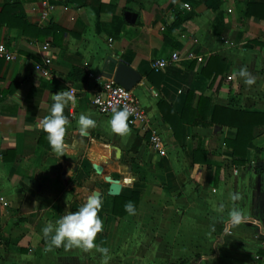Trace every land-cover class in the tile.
I'll use <instances>...</instances> for the list:
<instances>
[{"label": "crops", "instance_id": "0c3cea01", "mask_svg": "<svg viewBox=\"0 0 264 264\" xmlns=\"http://www.w3.org/2000/svg\"><path fill=\"white\" fill-rule=\"evenodd\" d=\"M51 3V23L40 26L39 0H0V45L15 55L0 58V197L8 204L0 207V264H264V0ZM175 52L205 61L151 70ZM46 58L48 78L34 71ZM118 64L138 75L131 91L159 128L165 157L144 125L112 134V114L93 107L99 79ZM66 91L75 103L64 109L58 156L38 124L52 94ZM81 114L96 121L86 137ZM113 181L118 197L138 195L133 216L121 205L114 214ZM93 192L103 202L95 247L47 250L51 234L42 229Z\"/></svg>", "mask_w": 264, "mask_h": 264}, {"label": "clouds", "instance_id": "9594fccd", "mask_svg": "<svg viewBox=\"0 0 264 264\" xmlns=\"http://www.w3.org/2000/svg\"><path fill=\"white\" fill-rule=\"evenodd\" d=\"M241 77H248L246 70L239 72ZM253 79L247 78L245 83L251 85ZM52 104L49 114L43 118L38 127L46 134L45 139L49 146L58 156L63 155L64 137L68 118L64 115V109L70 103H75V97L71 91L57 92L51 96ZM129 109L125 106L122 109L113 108L112 115L108 120L109 131L112 134L124 136L128 133ZM96 127V121L90 116L81 114L77 121L78 132L81 137H86L89 129ZM97 172L100 171L96 166ZM132 178H128L126 183L131 184ZM234 195L232 199H238ZM102 198L99 193L93 192L86 199V202L75 212H70L62 216L55 224L49 223L43 229V234L47 238L51 234V240L47 250L51 251L53 247L63 246L65 249L78 247L88 251L95 247L94 240L99 232L103 229V221L99 218L98 213L102 208ZM125 211L129 214H135V206L129 201L125 204ZM231 222L239 224L243 218L239 210H233L230 213ZM102 251H107L102 249Z\"/></svg>", "mask_w": 264, "mask_h": 264}, {"label": "built area", "instance_id": "2783aa9c", "mask_svg": "<svg viewBox=\"0 0 264 264\" xmlns=\"http://www.w3.org/2000/svg\"><path fill=\"white\" fill-rule=\"evenodd\" d=\"M40 1V13H39V25L45 26L51 23L52 15L54 12V6L51 0H39ZM189 8V6H185ZM44 52H49V45L45 44L42 47ZM0 58L6 62L15 60V55L10 53L3 45H0ZM195 61L199 65L203 64L205 58L197 56L190 52L185 56L179 52L171 54L169 58L153 60L151 63V70L155 73H160L170 66L178 64L180 61ZM51 58L43 59L40 64L34 66V71L41 76L48 78L50 76ZM100 84L98 91L95 94L92 105L101 116H108L112 114V109H122L125 106L129 109L130 116L128 118V126L135 123L144 125L146 131L150 134L149 145L160 156L165 157L167 155L166 146L163 142V138L160 134L159 128L151 126L149 122V116L140 106L139 99L134 95L131 90H126L121 86L115 84L112 80L99 79ZM0 207L7 208L8 204L4 198L0 197Z\"/></svg>", "mask_w": 264, "mask_h": 264}, {"label": "water", "instance_id": "95a60500", "mask_svg": "<svg viewBox=\"0 0 264 264\" xmlns=\"http://www.w3.org/2000/svg\"><path fill=\"white\" fill-rule=\"evenodd\" d=\"M105 75H106L105 77L108 80H113L115 84L121 86L126 90H132L139 81V77L136 74V72L131 70L129 67H127L124 64H118L114 75H110V74H105ZM99 169L100 171L97 173L101 174L102 169L101 168ZM120 189L121 187L119 183L113 181L109 186V193L113 197H118L120 194Z\"/></svg>", "mask_w": 264, "mask_h": 264}, {"label": "trees", "instance_id": "16d2710c", "mask_svg": "<svg viewBox=\"0 0 264 264\" xmlns=\"http://www.w3.org/2000/svg\"><path fill=\"white\" fill-rule=\"evenodd\" d=\"M129 201H131L133 204H134V206H135V210H136V207H137V204H138V201H139V197H138V195H136V194H133L132 195V197L131 198H129V199H126V198H120V197H115V199H114V214L116 215V213H117V209H118V206H125V204L127 203V202H129ZM123 210V212L125 211V207L122 209ZM122 212V213H123ZM125 215L124 216H133L134 214H129V213H127L126 211H125V213H124Z\"/></svg>", "mask_w": 264, "mask_h": 264}]
</instances>
